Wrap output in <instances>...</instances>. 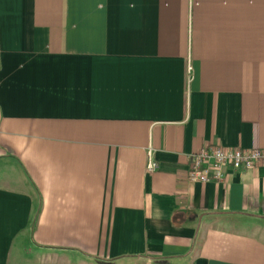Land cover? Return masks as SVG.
<instances>
[{"label": "crops", "instance_id": "obj_1", "mask_svg": "<svg viewBox=\"0 0 264 264\" xmlns=\"http://www.w3.org/2000/svg\"><path fill=\"white\" fill-rule=\"evenodd\" d=\"M213 146L264 150V0H0V264H264Z\"/></svg>", "mask_w": 264, "mask_h": 264}, {"label": "built area", "instance_id": "obj_2", "mask_svg": "<svg viewBox=\"0 0 264 264\" xmlns=\"http://www.w3.org/2000/svg\"><path fill=\"white\" fill-rule=\"evenodd\" d=\"M189 160L191 182L222 183L230 171L257 170L264 164V150H227L222 146H213L191 154ZM156 169L157 165L151 163L149 172Z\"/></svg>", "mask_w": 264, "mask_h": 264}]
</instances>
